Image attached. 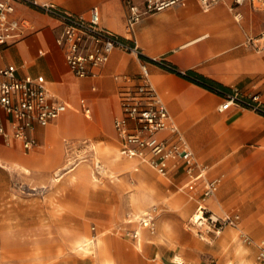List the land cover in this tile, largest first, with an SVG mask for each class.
<instances>
[{
  "label": "crops",
  "instance_id": "1",
  "mask_svg": "<svg viewBox=\"0 0 264 264\" xmlns=\"http://www.w3.org/2000/svg\"><path fill=\"white\" fill-rule=\"evenodd\" d=\"M40 1L53 2L77 13H88L93 5H99L102 24L123 37H134L145 56H162L181 69L196 70L222 83L228 90L238 89L245 95L259 94L260 99L264 101V50H259L247 40L250 35L264 31V13L258 11L250 0L235 6L234 0H225L209 10L203 9L200 0H188L185 5H173L144 15L135 23L132 30L126 26L127 0ZM134 1L141 3L143 0ZM15 15L26 16L31 22V27L22 38L0 44V66L15 64L18 76L43 75L50 91L58 99L66 102L68 108L47 125L35 127L33 133L39 143L33 148L27 149L20 140L15 138L7 140L0 134V193L7 188V181H4V177L7 176L4 172L7 173V168L22 167L25 170L22 171L23 176L28 177V172L31 173L36 168L42 173H47L58 164L60 140L67 139L66 136L61 138L64 130L69 129L73 132L83 130L79 115L71 112L75 109L73 101L82 92H88L91 96L81 95L77 100L76 110H81L90 117L94 110L93 98L106 102V98L116 95L117 107L113 115V126L122 154V142L114 125V117L121 111L119 92L126 84L134 82L133 78L141 67L140 56L116 48L109 60L102 65L97 76L79 77L70 69L65 50L56 42L59 29L53 17L35 6L22 2H16ZM150 72L151 80L165 101L173 122L186 136L198 162L200 161L196 152L210 149L226 152L250 145L258 154L264 152L263 115L238 105L220 110L219 106L223 102L221 94L156 64H150ZM103 92L107 93H104L106 96ZM83 98L91 108L90 113L85 112L81 104ZM0 120L10 131L9 116L2 107ZM56 121H58L56 125H51ZM160 134L166 136L169 135V131H162ZM207 134L213 137L208 139ZM76 139L77 141L89 139L96 148L91 137ZM121 156L117 153L113 160L117 161ZM124 157L132 162L134 171H139L143 165L151 167L147 162L137 158L125 155ZM200 163L206 166L207 173L210 164L203 161ZM248 165L250 168H240L238 171L231 168ZM172 167L182 173L184 171L183 163L171 161L170 168ZM219 169L224 172L217 176H224V173L226 175L223 188L234 185L235 193L246 191L243 196H235L236 203L246 207L245 214L248 211L253 214L251 220L253 228L264 229V220L261 218L264 216V157L257 156L251 159L225 157L220 159ZM86 171V168L82 167L80 174L84 175ZM239 182L249 184L244 186ZM134 199L137 200V207L141 208L138 196ZM131 213L133 212H128V216ZM235 213L240 215V210ZM255 215L257 219L254 218ZM125 220L131 222L133 218ZM142 228H139L140 235L135 239V244L141 251L145 240ZM224 241V239L219 241V246L223 249ZM189 244L197 243L193 241V244L191 242ZM148 250L153 253L151 247H148ZM157 257L154 255L152 259L157 260ZM259 261L260 263L255 264H264V260Z\"/></svg>",
  "mask_w": 264,
  "mask_h": 264
},
{
  "label": "rangeland",
  "instance_id": "2",
  "mask_svg": "<svg viewBox=\"0 0 264 264\" xmlns=\"http://www.w3.org/2000/svg\"><path fill=\"white\" fill-rule=\"evenodd\" d=\"M254 1L256 9L264 13V0ZM262 33L252 36L258 39ZM259 44L258 49L264 50V39H259ZM213 91L221 94L224 101L226 93ZM81 95L91 96L88 92ZM78 98L73 101L75 109L71 112L79 115L83 130H64L61 138L67 139L60 140L57 165L47 173L36 168L28 172V177L23 176L25 170L19 166L4 172L7 188L0 193V264H207L211 258L219 264H240L245 260L260 263L257 243L264 238V229L253 228V214L249 211L245 214L246 207L236 203L235 196H243L246 191L235 193L234 185L223 188L224 173L212 196L203 199L202 192L205 178L224 172L219 169L220 159L264 157V152L258 154L250 145L226 152L212 149L196 152L200 162L210 164L206 175L198 179H191L185 170L182 173L173 167L166 174L146 165L134 171L132 162L120 152L113 126L116 95L106 98V102L93 98L91 117L76 110ZM79 137L94 140L96 159L101 160L102 167H95L89 158L68 164V143H75L73 152L81 153L80 141L76 139ZM212 137L206 135L208 139ZM117 153L122 156L116 161L113 159ZM82 167L87 170L84 175L80 174ZM245 167L250 168L249 165L231 168L238 171ZM136 196L141 208L137 207ZM201 203L207 206L203 224L193 218ZM153 205L157 207L156 229L151 232L147 228L149 233L140 225L139 215ZM239 210L237 223L222 227L216 223V217ZM130 211L133 213L128 216ZM130 217L131 222L125 220ZM261 218L264 220V216ZM139 228L145 238L142 251L135 244L137 237L130 233ZM221 239L225 240L224 249L219 246ZM154 255L157 260L152 259ZM178 255L184 259L183 263L177 262Z\"/></svg>",
  "mask_w": 264,
  "mask_h": 264
},
{
  "label": "built area",
  "instance_id": "3",
  "mask_svg": "<svg viewBox=\"0 0 264 264\" xmlns=\"http://www.w3.org/2000/svg\"><path fill=\"white\" fill-rule=\"evenodd\" d=\"M188 0H143L141 3L127 0L128 14L126 26L132 30L135 23L144 15L161 11L173 5H185ZM225 0H200L204 10H209ZM247 0H234V6ZM255 4L254 0H250ZM16 2H22L39 8L53 17L58 25L57 44L65 50L66 61L70 69L79 77L97 76L100 68L110 58L111 53L120 48L136 53L141 58V67L134 82L126 84L119 92L121 111L114 117V125L122 142V151L129 158H137L147 162L158 173L166 174L171 161L183 163L184 170L191 179L206 175V166L198 162L194 151L179 126L173 122L171 113L151 80L150 64H156L164 69L187 75L188 70H178L172 62L162 56L147 57L137 40L123 37L102 24L101 9L93 5L88 13H77L60 7L53 2L40 0H0V44L9 43L22 38L31 22L26 17L15 15ZM233 7V6H232ZM259 39L250 35L248 40L260 48ZM15 64L0 66V107L9 116L10 131L0 120V134L7 140H20L27 149L38 145V139L33 131L37 125H47L57 119L67 108L68 104L58 99L48 88L43 75H17ZM226 93L220 110L232 105L251 109L264 116V101L259 94L245 95L238 89ZM85 112L91 108L86 99H81ZM162 131L169 135L162 136ZM81 153L73 152L75 143H68V164L75 165L81 160L91 159L95 167H102L101 160L96 159V148L93 142L85 139L79 142ZM83 150V151H82ZM222 178L215 176L205 178L203 199L212 196ZM207 206L199 204L197 211L203 216L199 224H203ZM157 207L151 206L141 215L140 225L155 232ZM238 213L216 217L221 225L238 222ZM202 222V223H201ZM139 237L140 230L130 232ZM257 257L264 260V239L259 242ZM207 264H219L211 258Z\"/></svg>",
  "mask_w": 264,
  "mask_h": 264
},
{
  "label": "trees",
  "instance_id": "4",
  "mask_svg": "<svg viewBox=\"0 0 264 264\" xmlns=\"http://www.w3.org/2000/svg\"><path fill=\"white\" fill-rule=\"evenodd\" d=\"M178 74L210 89V90H223V91H227L228 88L223 85L222 83L210 78V77H207L199 72H197L196 70H193V69H189L188 72H187V75H183L182 73L180 72H177Z\"/></svg>",
  "mask_w": 264,
  "mask_h": 264
},
{
  "label": "bare ground",
  "instance_id": "5",
  "mask_svg": "<svg viewBox=\"0 0 264 264\" xmlns=\"http://www.w3.org/2000/svg\"><path fill=\"white\" fill-rule=\"evenodd\" d=\"M203 216L200 214V212H198L196 215H195V217H194V220H195V222H200V220H201V218H202ZM202 223V222H201ZM86 238H87V236H86ZM177 259H178V261L179 262H183V258H181V257H177ZM252 263V262H251ZM249 261H241L240 262V264H251Z\"/></svg>",
  "mask_w": 264,
  "mask_h": 264
}]
</instances>
